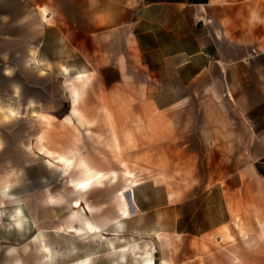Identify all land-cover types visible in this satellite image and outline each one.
<instances>
[{"label": "crops", "instance_id": "obj_1", "mask_svg": "<svg viewBox=\"0 0 264 264\" xmlns=\"http://www.w3.org/2000/svg\"><path fill=\"white\" fill-rule=\"evenodd\" d=\"M59 79L98 130L50 150L6 102L42 109ZM0 112V264H60L33 240L70 225L65 264L125 236L154 264H264V0H0ZM78 160L100 173L82 189Z\"/></svg>", "mask_w": 264, "mask_h": 264}, {"label": "rangeland", "instance_id": "obj_2", "mask_svg": "<svg viewBox=\"0 0 264 264\" xmlns=\"http://www.w3.org/2000/svg\"><path fill=\"white\" fill-rule=\"evenodd\" d=\"M61 76V74H60ZM67 76V75H64ZM48 87V91L52 92V95L50 97L48 96L43 101L42 109H37V111L33 112L30 109L27 110L26 113L19 114L16 112V101L6 102L9 109L13 110L16 115H21L25 119V126H26V134H27V143H33L35 140V137L37 134H39L42 137V141L45 147L51 150V138H57L59 139V148L60 150H65V147H67L68 142H74L78 141L79 143H82L83 141V132L87 130V132L96 131L97 128H94L96 123L93 120V113L90 116L91 120H89V117L87 116V122L86 126L87 128L84 129L81 124H78L77 119L72 118L71 122L67 121L68 115L70 114L68 112V102L65 97V89L63 80H52V81H46L45 83ZM48 99V100H47ZM52 99V101H51ZM52 105L50 106V104ZM55 104H59L58 107ZM2 117L3 114L0 112ZM14 114V113H12ZM80 116L82 117L83 113L79 112ZM98 113H96L97 115ZM16 120V119H15ZM90 121V122H89ZM24 125V123H22ZM88 126H90L88 128ZM18 131V127H17ZM44 163H52L51 159L47 157H43ZM123 167H131V161H122ZM49 165V164H47ZM115 167L114 165H110V167L107 169ZM68 170V169H67ZM67 170L65 174H63L62 171L59 170L58 174H55L52 170L44 171V180L45 184L53 181H59L61 179H65L67 176ZM64 175V177H63ZM126 182V181H125ZM126 187V186H125ZM114 186H108L107 191L108 195L110 189H114ZM120 199L124 201L123 195H121ZM123 203V202H122ZM81 227V226H80ZM116 233H121L116 232ZM76 235V234H75ZM73 235V236H75ZM72 234H63L61 230H51L47 229L44 231V241L46 246V261L50 260L51 262H54L56 258L58 257L60 259V264H65L67 260L65 259V256L67 253L73 252V250L76 252L77 250H82V240H79V237H73ZM95 237V238H94ZM127 239L121 240V245L117 246H123L122 247V255L115 256L114 252H111L106 258V262L108 264H117L122 261L121 264H143V260L147 257L145 256V249L147 248L146 244L143 243L140 240L134 241L129 236H125ZM47 238H53L52 243L51 241L46 240ZM91 248L94 249L96 252L99 248L106 247L108 251L109 249L114 247V242L110 239H108L106 242L104 240H98L99 237L95 235L91 236ZM74 239V240H73ZM138 242V243H137ZM48 247V249H47ZM152 255H154L155 250L151 249ZM65 259V260H62ZM62 260V261H61ZM152 262H154V259H150ZM96 263L98 264V258L96 260ZM71 264V263H68ZM154 264V263H153Z\"/></svg>", "mask_w": 264, "mask_h": 264}, {"label": "bare ground", "instance_id": "obj_3", "mask_svg": "<svg viewBox=\"0 0 264 264\" xmlns=\"http://www.w3.org/2000/svg\"><path fill=\"white\" fill-rule=\"evenodd\" d=\"M81 76H78L77 78H80ZM74 100V101H73ZM73 102L75 103L76 101V97L73 98ZM13 113V112H12ZM48 153V152H46ZM49 154V153H48ZM59 160L62 162L63 164V174H65L66 170L68 168H70V166L72 165V159H68L63 155L59 156ZM75 162V161H74ZM73 162V163H74ZM75 165L77 168L80 169V172L82 173L81 176L77 177V178H73L71 179L72 183L75 185L76 188L82 189L85 187V185L89 182V181H93L94 179H96L100 173L97 171H94L90 166H88V164H86V162H84L83 160H78L77 162H75ZM78 216V215H77ZM62 232H72L73 234L76 235H80L83 233L84 228L83 227H73V226H66L65 228H61ZM34 242H37V244L41 247V249H43V251H46V246L45 244H41V240L38 239V236H35ZM46 255H43V258H45ZM75 264H79V263H75ZM143 264H153V262L150 260V258L146 257L143 260Z\"/></svg>", "mask_w": 264, "mask_h": 264}]
</instances>
